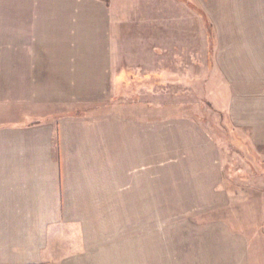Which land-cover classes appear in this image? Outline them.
Instances as JSON below:
<instances>
[{
    "label": "crops",
    "instance_id": "crops-1",
    "mask_svg": "<svg viewBox=\"0 0 264 264\" xmlns=\"http://www.w3.org/2000/svg\"><path fill=\"white\" fill-rule=\"evenodd\" d=\"M194 1L202 12L183 17L201 28L166 26L183 17L161 11L136 24L130 11L123 33L109 18L93 43L57 44L60 58L26 67L27 110L6 122L0 104V264H264V223L232 222L215 135L180 107L143 102L193 82L166 42L202 36L221 115L264 162V0ZM109 95L125 104L84 105ZM150 213L175 217L150 235Z\"/></svg>",
    "mask_w": 264,
    "mask_h": 264
},
{
    "label": "rangeland",
    "instance_id": "rangeland-1",
    "mask_svg": "<svg viewBox=\"0 0 264 264\" xmlns=\"http://www.w3.org/2000/svg\"><path fill=\"white\" fill-rule=\"evenodd\" d=\"M195 4L194 0H0V104L4 105L6 122L12 121L14 113L17 114L21 107L27 110L26 100L34 93L35 87L31 89L27 83L30 69L26 67L30 63L33 64V61L36 62L34 66L39 67L37 62L42 60L45 52L49 53L52 59L60 58L61 52L56 50L59 48L55 45L91 44L96 38L93 36L94 30L106 29L110 20L112 23L115 21L117 28L123 33L126 13L130 11L134 12L136 24L155 23L154 20L147 19L142 22L141 15L150 18L155 16L157 11L163 12L166 17H183L192 13L198 15L202 11L198 3ZM107 13H110V17ZM203 22L201 19L188 20L184 17L165 20L166 26L168 24L177 27L180 24V29L201 28ZM72 32L75 34H71ZM102 42L107 43L106 40ZM166 43H174L182 50L170 51L168 55L182 56L175 70L182 71L185 79L193 82L165 83V86L159 89L153 86L151 88L158 89L155 95L150 93L148 99L143 102L150 107H180L182 112L193 114L204 121L202 124L215 135L221 144L222 153L229 160L227 175L230 191L236 195L234 207L238 206L240 209V212L232 213V222L264 223V196L254 195L255 191H264V179L259 178V174L264 173V162L258 163V155H254L252 149L246 146L221 115L219 85L214 83V78L209 75L210 52L209 49L204 51V38L197 35L192 39V36L186 35L180 41ZM169 58L172 59L166 57ZM81 76L75 74L74 78L79 79ZM123 83L124 81L118 82V88L123 89ZM125 101L110 96V99L102 104L93 100L84 105L109 108V103L110 106L124 105ZM16 107L17 111L14 110ZM172 214L150 213V235L158 234L157 220H170L175 217ZM170 229L168 226L164 231L161 229V234H169Z\"/></svg>",
    "mask_w": 264,
    "mask_h": 264
}]
</instances>
